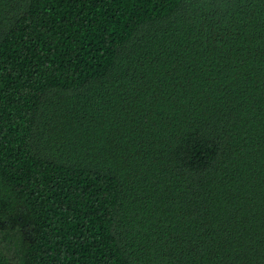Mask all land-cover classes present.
Returning <instances> with one entry per match:
<instances>
[{
    "label": "trees",
    "instance_id": "trees-1",
    "mask_svg": "<svg viewBox=\"0 0 264 264\" xmlns=\"http://www.w3.org/2000/svg\"><path fill=\"white\" fill-rule=\"evenodd\" d=\"M0 264H264V0H0Z\"/></svg>",
    "mask_w": 264,
    "mask_h": 264
}]
</instances>
